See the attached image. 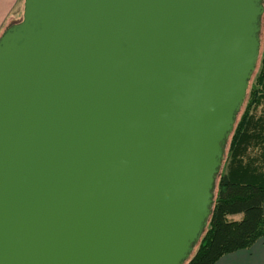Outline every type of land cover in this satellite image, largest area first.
<instances>
[{"label":"water","instance_id":"water-1","mask_svg":"<svg viewBox=\"0 0 264 264\" xmlns=\"http://www.w3.org/2000/svg\"><path fill=\"white\" fill-rule=\"evenodd\" d=\"M263 14L264 0H24L0 36V264H187Z\"/></svg>","mask_w":264,"mask_h":264},{"label":"trees","instance_id":"trees-1","mask_svg":"<svg viewBox=\"0 0 264 264\" xmlns=\"http://www.w3.org/2000/svg\"><path fill=\"white\" fill-rule=\"evenodd\" d=\"M246 100L225 149L209 226L187 264H216L264 237V115L254 113L264 104V56Z\"/></svg>","mask_w":264,"mask_h":264},{"label":"crops","instance_id":"crops-1","mask_svg":"<svg viewBox=\"0 0 264 264\" xmlns=\"http://www.w3.org/2000/svg\"><path fill=\"white\" fill-rule=\"evenodd\" d=\"M23 0H0V36L23 18ZM216 264H264V237L248 250L223 256Z\"/></svg>","mask_w":264,"mask_h":264},{"label":"rangeland","instance_id":"rangeland-1","mask_svg":"<svg viewBox=\"0 0 264 264\" xmlns=\"http://www.w3.org/2000/svg\"><path fill=\"white\" fill-rule=\"evenodd\" d=\"M23 3H24V0H23ZM260 39H261V49H260V57H259V61H258V65H257V68H256V71L254 73V76L251 80V83H250V87H249V91H248V96H249V93L251 91V88H252V85L257 77V75L259 74V71H260V64H261V60L264 56V14L262 16V20H261V33H260ZM248 99V97H247ZM246 103H247V100L245 102V105L244 107L242 108L241 110V113H240V117H239V120L241 118V116L243 115L244 111H245V107H246ZM255 115L256 116H260V115H264V104H262L257 110L254 111ZM238 120V121H239ZM228 155V154H227ZM227 155L225 156V159H224V163L222 165V168H221V172L223 171V169L225 168V164H226V160H227ZM235 220H241V215L239 217H237Z\"/></svg>","mask_w":264,"mask_h":264}]
</instances>
